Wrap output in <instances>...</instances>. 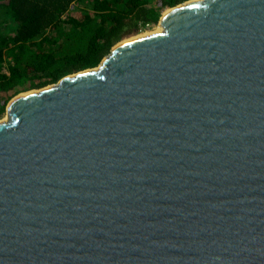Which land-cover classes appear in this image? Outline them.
<instances>
[{
    "label": "water",
    "instance_id": "1",
    "mask_svg": "<svg viewBox=\"0 0 264 264\" xmlns=\"http://www.w3.org/2000/svg\"><path fill=\"white\" fill-rule=\"evenodd\" d=\"M22 92L0 120V264H264V0Z\"/></svg>",
    "mask_w": 264,
    "mask_h": 264
},
{
    "label": "trees",
    "instance_id": "2",
    "mask_svg": "<svg viewBox=\"0 0 264 264\" xmlns=\"http://www.w3.org/2000/svg\"><path fill=\"white\" fill-rule=\"evenodd\" d=\"M186 0H0V119L16 95L98 66Z\"/></svg>",
    "mask_w": 264,
    "mask_h": 264
},
{
    "label": "rangeland",
    "instance_id": "3",
    "mask_svg": "<svg viewBox=\"0 0 264 264\" xmlns=\"http://www.w3.org/2000/svg\"><path fill=\"white\" fill-rule=\"evenodd\" d=\"M168 8H169V7L164 8L163 12H165ZM159 25H160L159 22H157V23H155V24H152L151 27H150L147 31L144 30V32L153 31V30L157 29V27H159ZM144 32H143V33H144ZM141 33H142V32H141ZM135 35H136V34H135ZM132 36H134V35H132ZM130 37H131V36H130ZM5 117H6V112H5L4 116H3L0 120L4 119Z\"/></svg>",
    "mask_w": 264,
    "mask_h": 264
},
{
    "label": "bare ground",
    "instance_id": "4",
    "mask_svg": "<svg viewBox=\"0 0 264 264\" xmlns=\"http://www.w3.org/2000/svg\"><path fill=\"white\" fill-rule=\"evenodd\" d=\"M163 28L161 25H159V27H157V29L153 30V31H148V32H142L143 34H149V33H152V32H157V31H162ZM7 119V116L3 119V120H6Z\"/></svg>",
    "mask_w": 264,
    "mask_h": 264
},
{
    "label": "built area",
    "instance_id": "5",
    "mask_svg": "<svg viewBox=\"0 0 264 264\" xmlns=\"http://www.w3.org/2000/svg\"><path fill=\"white\" fill-rule=\"evenodd\" d=\"M150 27H151V25L148 24V25L146 26L145 30L147 31ZM142 32H144V31H142Z\"/></svg>",
    "mask_w": 264,
    "mask_h": 264
}]
</instances>
